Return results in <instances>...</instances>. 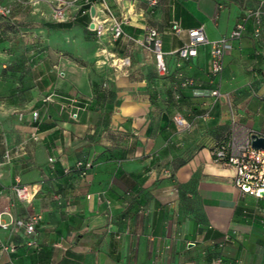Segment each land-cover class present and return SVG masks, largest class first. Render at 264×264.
<instances>
[{"label": "crops", "instance_id": "crops-1", "mask_svg": "<svg viewBox=\"0 0 264 264\" xmlns=\"http://www.w3.org/2000/svg\"><path fill=\"white\" fill-rule=\"evenodd\" d=\"M0 2L13 9L0 15V211L39 216L32 244L0 228V264H264V198L241 192L211 154L234 121L264 133V0H78L65 19L49 17L51 0ZM248 10L260 11L261 34L248 18L220 73L208 44L177 55L188 29L215 40ZM150 28L166 74L135 41Z\"/></svg>", "mask_w": 264, "mask_h": 264}, {"label": "built area", "instance_id": "built-area-1", "mask_svg": "<svg viewBox=\"0 0 264 264\" xmlns=\"http://www.w3.org/2000/svg\"><path fill=\"white\" fill-rule=\"evenodd\" d=\"M43 0H34L38 3ZM78 0H51L55 4L51 12L48 14L52 19H65L66 10ZM89 0H85V4ZM106 5V0H102ZM150 6H155L160 0H146ZM13 9L10 5L0 2V15L11 17ZM248 18L254 21V36L258 37L261 34V19L259 10H248L244 17L237 22L235 27L222 37L210 40L207 37L203 25L193 27L187 30L188 39L184 41L182 46L176 51L177 55L183 59H189L197 54L198 46L200 44H208L211 46V67L214 74L221 72L223 68V57L225 53L232 48V42L240 38L245 29V22ZM174 31L180 33L182 28L178 23L172 25ZM93 30L97 35H101L104 31V25L101 22H95ZM115 38L124 34L120 25H115L111 28ZM137 43L152 51L159 74L167 73V65L165 62V52L162 49V41L159 32L155 28H150L143 39H135ZM116 64L119 66L128 65L129 57H122L116 59ZM191 83L190 79H184L182 85L187 86ZM212 95H218L217 90L211 92ZM38 117V113L34 112V118ZM174 121L180 131L188 130L190 123L184 118L182 114L174 115ZM262 136L264 133L253 129H246L243 134L237 132L236 123L233 126L227 138L220 140L214 145L211 150L214 161L220 162L224 165L234 167L235 176L234 183L241 192L251 194L253 196L264 198V148H256L252 146V136ZM33 139H38L36 133H32ZM53 158H49L52 161ZM82 175H85L91 164L87 161L79 160L74 166ZM13 192L19 202L27 203L31 200L29 185L21 181L20 177H16V182L12 186ZM8 215V219L4 218ZM39 216L36 214L30 215L27 218H15L8 206L0 211V228L5 230L22 229L25 239L29 244L34 243L33 238L36 234V224Z\"/></svg>", "mask_w": 264, "mask_h": 264}, {"label": "water", "instance_id": "water-1", "mask_svg": "<svg viewBox=\"0 0 264 264\" xmlns=\"http://www.w3.org/2000/svg\"><path fill=\"white\" fill-rule=\"evenodd\" d=\"M90 12H91L92 16H95V8L94 7L91 8ZM94 26H95V22L92 21L90 24V27L94 28ZM252 146L256 147V148H264V137L257 136V135L252 136Z\"/></svg>", "mask_w": 264, "mask_h": 264}]
</instances>
